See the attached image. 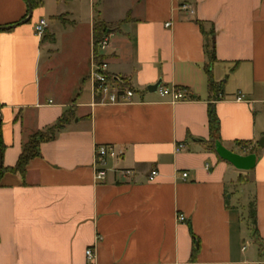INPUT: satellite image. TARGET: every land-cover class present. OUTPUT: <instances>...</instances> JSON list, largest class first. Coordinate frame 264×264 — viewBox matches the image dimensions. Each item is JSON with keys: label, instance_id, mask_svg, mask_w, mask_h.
Here are the masks:
<instances>
[{"label": "crops", "instance_id": "1", "mask_svg": "<svg viewBox=\"0 0 264 264\" xmlns=\"http://www.w3.org/2000/svg\"><path fill=\"white\" fill-rule=\"evenodd\" d=\"M116 1L54 0L48 8L43 0L19 23L26 1L0 0L3 166H15L31 134L74 113L23 175L0 178V264H264V0ZM41 18L47 25L38 37ZM95 18L126 19L99 52L109 75L133 91L130 101L109 104L93 93ZM211 37L215 101L204 48ZM61 50L65 62L55 58ZM157 82L185 89L187 99L172 103L149 92ZM209 103L219 142L240 155L254 150L253 169L238 170L209 147ZM101 145L117 156L97 181ZM153 169L158 175L149 181Z\"/></svg>", "mask_w": 264, "mask_h": 264}, {"label": "trees", "instance_id": "2", "mask_svg": "<svg viewBox=\"0 0 264 264\" xmlns=\"http://www.w3.org/2000/svg\"><path fill=\"white\" fill-rule=\"evenodd\" d=\"M26 1V0H25ZM27 3V1H26ZM29 4L32 10L39 8L43 5V0H29ZM28 3H27V13L28 14ZM126 19H123L121 21L111 23L110 25L105 24V22L99 20L98 18H95L94 24H93V53L96 60H102L104 59L102 55H100L99 49H98V43L101 41L103 36L109 35V33L115 29H117L122 22H124ZM205 52L208 57L207 65H206V75H207V84L209 88V92L212 95L213 101L217 100L219 98V91L217 89V86L213 80V76L210 72V64L215 60V41L214 37H211L209 39H206L205 41ZM124 86H128V84H123ZM74 118V113L72 109H68L63 113V115L56 121L55 124L52 126H49L43 130H39L34 132L29 136L27 141L22 146V151L17 159V162L14 167H4L1 163L0 166V178L5 172H19L20 174H24L26 170V166L28 162L39 156V146L42 142L49 141L55 138V135L58 131H60L65 124L70 122ZM208 125H209V131H210V140L208 142V145L211 149L215 150V143L219 141V120L215 113V107L213 103L208 104ZM238 145H243L246 143L238 142ZM4 151V145L1 142L0 139V161L2 162V155ZM254 150H251L252 153ZM248 219L250 220V223L253 227L252 236L255 238V242L260 246L261 241L259 239L258 234L256 233V213H255V204L254 202H251L248 206ZM193 240L196 242V239L193 237ZM196 251L193 248V253L191 254V259H195Z\"/></svg>", "mask_w": 264, "mask_h": 264}, {"label": "built area", "instance_id": "3", "mask_svg": "<svg viewBox=\"0 0 264 264\" xmlns=\"http://www.w3.org/2000/svg\"><path fill=\"white\" fill-rule=\"evenodd\" d=\"M180 10L186 11L189 14H193L194 9L190 4H181ZM46 20L44 18L39 19L34 25L35 35L42 37L46 28ZM166 23L165 26H168ZM109 43V38L103 36L101 41L98 43L99 51H103ZM89 78L92 82L93 93L101 97V101L109 104L124 103L130 101L134 95L133 91L123 85V80L120 77L109 75L108 65L104 59L96 60L92 57L91 70ZM156 92L162 98H167L170 102L175 103L178 101H184L187 99V91L179 87H157ZM237 101L242 100V96L236 97ZM245 151V148H243ZM117 153L112 147L108 146H97L95 148V159H94V172L95 179L97 181L105 180V169L104 166L108 158L116 157ZM130 171H126L129 173ZM158 173L156 169L150 171L148 180L152 181L157 177ZM187 173H182V177L185 178ZM179 221H184L185 217L181 214L177 215ZM86 257L91 259L93 257V250L88 248L85 251Z\"/></svg>", "mask_w": 264, "mask_h": 264}, {"label": "water", "instance_id": "4", "mask_svg": "<svg viewBox=\"0 0 264 264\" xmlns=\"http://www.w3.org/2000/svg\"><path fill=\"white\" fill-rule=\"evenodd\" d=\"M26 1L28 3V8H29L28 14L19 23H26L31 18V15H32V9L30 7L29 0H26ZM11 26H13V25H11ZM11 26H7L5 28H9ZM159 84L160 83L157 82L154 85L148 86L147 87L148 91L149 92H155L157 87L159 86ZM259 145L262 146V145H264V143H262V141H260ZM215 151L221 159L229 162L231 165H233V167H235L238 170L248 171V170H251L255 167L256 155L254 153L247 154V155H240V154L234 153V152L226 149L219 141H217L215 143ZM1 163L2 162L0 161V166H1Z\"/></svg>", "mask_w": 264, "mask_h": 264}, {"label": "rangeland", "instance_id": "5", "mask_svg": "<svg viewBox=\"0 0 264 264\" xmlns=\"http://www.w3.org/2000/svg\"><path fill=\"white\" fill-rule=\"evenodd\" d=\"M48 1V8H51L53 5H54V0H47ZM123 0H117L116 2H115V5L117 6L118 4V7L120 6V5H122L123 4V2H122ZM84 4V3H83ZM85 5V4H84ZM50 24V22H48V25ZM105 24H107V25H110V24H108V23H105ZM50 26V25H49ZM45 41V40H44ZM66 41V38L63 36V37H60L59 39H58V42H57V47H59L60 45H62V43L63 42H65ZM60 48V47H59ZM62 51V50H61ZM59 51L58 52V56L57 57H55L56 58V60L57 61H61V62H65L66 60V56H64V52L65 51ZM64 73V72H63Z\"/></svg>", "mask_w": 264, "mask_h": 264}]
</instances>
